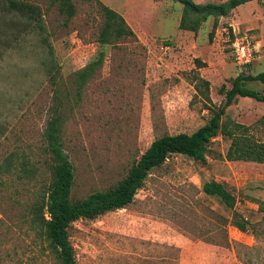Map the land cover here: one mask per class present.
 Masks as SVG:
<instances>
[{"label": "rangeland", "instance_id": "obj_1", "mask_svg": "<svg viewBox=\"0 0 264 264\" xmlns=\"http://www.w3.org/2000/svg\"><path fill=\"white\" fill-rule=\"evenodd\" d=\"M20 1L36 7L40 21L24 20L0 0V264H55L25 234L24 218L49 181L43 132L50 118L59 116L61 150L72 168L70 200L111 188L152 140L205 124L206 95L210 106L220 107L221 86L229 89L239 73L264 72V60L252 67L264 36L239 22L228 26L241 14L259 18L264 0L218 18L210 40L212 18L194 34L179 30L181 5L171 1L70 0L69 19L49 0ZM98 2L118 13L134 37L100 47L101 66L76 89L73 74L99 49L104 19ZM230 27L253 38L248 66L232 61ZM194 75L208 82L207 92ZM245 87L264 95L257 81ZM263 115V103L236 97L220 122L247 127L252 142L264 143ZM229 142L213 138L204 164L171 155L124 209L74 221L68 231L74 263L166 264L168 257L170 264H264V163L226 161ZM211 180L233 195L231 210L201 193ZM236 218L244 222L242 232L232 224Z\"/></svg>", "mask_w": 264, "mask_h": 264}, {"label": "trees", "instance_id": "obj_2", "mask_svg": "<svg viewBox=\"0 0 264 264\" xmlns=\"http://www.w3.org/2000/svg\"><path fill=\"white\" fill-rule=\"evenodd\" d=\"M1 1L9 11L17 13L24 20L39 23L38 9L31 4L20 0ZM49 1L57 6L58 13L64 18L69 19L73 16L74 10L70 0ZM165 1L181 5L179 30L194 34L200 25L211 17L212 28L208 33L210 40L218 18L226 17L237 6L257 0H224L219 3L214 0H207L203 3H195L192 0ZM98 6L104 19L96 39L99 49L83 68L73 74L76 89L82 87L94 70L101 66L103 53L100 47L121 37H134L133 32L118 13L100 2H98ZM38 30H42L40 26H38ZM41 43L46 46L50 54L51 50L46 43V38H43ZM193 78L198 80L199 85L207 92L208 82L198 75H194ZM256 81L264 84V72L255 75L237 74L231 80L229 89L223 90L224 88L220 87V93L224 96L222 106H210L211 102L207 95L205 96V102L209 105L207 110L210 113L205 124L190 134H165L152 140L115 185L106 190L93 191L84 198L75 201L70 200V190L73 184L72 168L62 154L58 137L60 119L57 115L53 116L47 122L43 132L45 142L43 151L49 156L47 166L50 175L49 181L46 187L38 191L32 202L27 205L24 217L27 224L25 234L31 235L34 241L40 243V252L50 257L55 264H75L74 252L68 239L70 225L77 220H92L105 213L124 209L132 203L136 192L144 184L149 172L159 168L171 155L184 156L204 164L210 141L216 136H221L230 139L224 154L226 161L264 163V143L252 142L245 135L247 127L234 122H220L225 107L229 106L236 97L264 103L263 94L245 87L246 83ZM259 123L264 124V115L259 119ZM20 170L23 174L31 172L24 166V163H21ZM200 191L203 195L216 199L226 209L231 210L234 206L233 195L220 183L212 180L203 182ZM232 224L240 232L244 230V222L240 218L234 219ZM166 249L168 248L166 247ZM167 260L168 257L166 264H170L172 261L171 259Z\"/></svg>", "mask_w": 264, "mask_h": 264}, {"label": "built area", "instance_id": "obj_3", "mask_svg": "<svg viewBox=\"0 0 264 264\" xmlns=\"http://www.w3.org/2000/svg\"><path fill=\"white\" fill-rule=\"evenodd\" d=\"M231 36L228 47L233 63L241 67L250 64L255 52V44L251 41L253 38L246 33H234L233 29H231Z\"/></svg>", "mask_w": 264, "mask_h": 264}, {"label": "crops", "instance_id": "obj_4", "mask_svg": "<svg viewBox=\"0 0 264 264\" xmlns=\"http://www.w3.org/2000/svg\"><path fill=\"white\" fill-rule=\"evenodd\" d=\"M237 10H238V6L236 8H234L233 10H231V11L236 13ZM232 12H230V13H232ZM258 16H259L260 19L253 16L252 20H248L243 14H241L240 17H239L240 20L238 19V17H237V20H235V21H233L231 19V23H229L228 26L230 25V26H232L234 28V23L239 22V23H241L242 28L244 30L256 29L257 32H258L257 37L263 38V36H264V23H263L264 14H259ZM249 17H251V14H249ZM243 18H244V20H243ZM240 21H244V22H240ZM232 22H234V23H232ZM261 40H263V39H261ZM261 60H264V49L257 56V58L255 60V63L252 65V67L255 66L256 64H258L259 61H261ZM249 74L253 75L251 73V71H250ZM0 136H1V132H0Z\"/></svg>", "mask_w": 264, "mask_h": 264}]
</instances>
